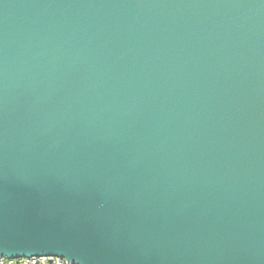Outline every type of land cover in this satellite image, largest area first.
<instances>
[{
  "label": "water",
  "instance_id": "95a60500",
  "mask_svg": "<svg viewBox=\"0 0 264 264\" xmlns=\"http://www.w3.org/2000/svg\"><path fill=\"white\" fill-rule=\"evenodd\" d=\"M264 264V0H0V257Z\"/></svg>",
  "mask_w": 264,
  "mask_h": 264
},
{
  "label": "built area",
  "instance_id": "2783aa9c",
  "mask_svg": "<svg viewBox=\"0 0 264 264\" xmlns=\"http://www.w3.org/2000/svg\"><path fill=\"white\" fill-rule=\"evenodd\" d=\"M30 259L35 258L39 264V262L43 261L45 264H63L64 260L68 261V264H79V263H73L70 260H68L66 257L60 256V255H29ZM20 259H23V255L20 256ZM0 264H8L7 259L5 256L0 257Z\"/></svg>",
  "mask_w": 264,
  "mask_h": 264
},
{
  "label": "snow or ice",
  "instance_id": "6c2138e0",
  "mask_svg": "<svg viewBox=\"0 0 264 264\" xmlns=\"http://www.w3.org/2000/svg\"><path fill=\"white\" fill-rule=\"evenodd\" d=\"M4 255L8 261V264H38L37 260L35 258L30 259L28 254H23V259H20V254L5 253ZM39 264H45V262L41 261ZM63 264H68V261L64 260Z\"/></svg>",
  "mask_w": 264,
  "mask_h": 264
}]
</instances>
